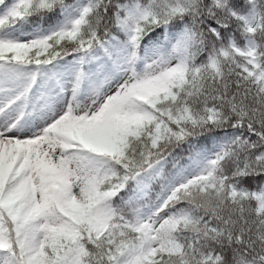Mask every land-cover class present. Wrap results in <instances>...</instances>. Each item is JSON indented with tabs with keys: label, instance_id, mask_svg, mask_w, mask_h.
I'll return each instance as SVG.
<instances>
[{
	"label": "snow or ice",
	"instance_id": "1",
	"mask_svg": "<svg viewBox=\"0 0 264 264\" xmlns=\"http://www.w3.org/2000/svg\"><path fill=\"white\" fill-rule=\"evenodd\" d=\"M0 264H264V0H0Z\"/></svg>",
	"mask_w": 264,
	"mask_h": 264
}]
</instances>
